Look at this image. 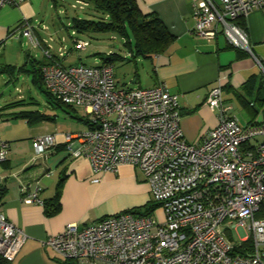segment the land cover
Wrapping results in <instances>:
<instances>
[{
    "label": "built area",
    "instance_id": "1",
    "mask_svg": "<svg viewBox=\"0 0 264 264\" xmlns=\"http://www.w3.org/2000/svg\"><path fill=\"white\" fill-rule=\"evenodd\" d=\"M21 1L0 0V10ZM77 4L79 10L87 6L82 1ZM260 9L264 0H199L193 4L192 33L208 40L222 35L232 47L249 54L264 76V65L253 55L247 34L238 24ZM18 34L33 48L42 49L48 59L40 69L46 92L66 106L83 109L88 130L65 135L71 156L85 158L94 175L115 174L124 165L139 169L150 197L163 210L161 223L151 215L119 213L83 228L69 224L44 242L60 261L264 264V122L242 125L231 107L224 105L218 84L205 102L218 113V124L199 143H189L179 126L178 98L165 84L118 88L113 63L65 65L67 49L60 48L53 57L26 20ZM70 37L76 52L89 46L74 31ZM56 137L34 139L28 164L46 158ZM8 154L9 144L0 140V164ZM13 176L21 201L41 205L40 189L30 191L18 175ZM233 230L239 241H232ZM26 238L0 213V259L13 262Z\"/></svg>",
    "mask_w": 264,
    "mask_h": 264
},
{
    "label": "crops",
    "instance_id": "2",
    "mask_svg": "<svg viewBox=\"0 0 264 264\" xmlns=\"http://www.w3.org/2000/svg\"><path fill=\"white\" fill-rule=\"evenodd\" d=\"M45 1L23 0L3 7L0 10V44L6 37L13 38L15 35L16 39L23 38L18 32L21 23L26 20L34 28V34L44 50L48 49V45L55 57L59 49L65 47L68 55L72 51L73 39L70 37L71 44L67 47L63 44L64 38L57 41L53 37L58 36L60 31L54 28L52 17V29L42 24L46 21L43 17ZM137 1L143 13H155L174 36L162 53L129 61L137 67H142L143 62L146 64L144 70L149 77L148 84L138 88L148 89L158 83L165 84L169 92L178 98L181 113L179 126L184 139L189 143H199L218 124V113L205 104L209 91L220 84L224 105L231 107L234 114L231 101L251 97L256 86L248 90L245 84L252 76L260 77L261 71L249 54L232 47L222 35L208 40L192 33L193 4L199 0ZM242 22L253 55L264 65V11H252ZM42 27H47V30ZM24 39L28 46L35 49L27 38ZM26 56L30 63L35 61L30 60V53ZM42 62H48V59L44 57ZM138 81L139 77H135L132 83ZM70 110L73 115L85 119L78 107L68 108L61 118L53 113H44L51 118L33 124L25 119L19 120L21 118L16 119L18 121L5 120L3 116L7 112H0V140L9 144L7 160L0 164V213L27 237L14 264H63L44 245L49 237L58 235L69 224L83 228L105 217L140 208L150 198L148 184L139 169L124 165L115 174L94 175L85 158L71 156L65 135L85 132L89 125L74 119L69 114ZM250 114L253 118L257 116V112ZM253 121L264 122V116L261 121L249 120L245 124ZM50 134L57 135L55 147L46 158L28 164L33 140ZM13 175H18L22 183L28 184L30 191L40 189L38 198L42 201L41 205L21 201L19 183ZM95 179L98 181L94 182ZM57 192L60 210L49 217L45 214L44 205L53 200Z\"/></svg>",
    "mask_w": 264,
    "mask_h": 264
},
{
    "label": "rangeland",
    "instance_id": "3",
    "mask_svg": "<svg viewBox=\"0 0 264 264\" xmlns=\"http://www.w3.org/2000/svg\"><path fill=\"white\" fill-rule=\"evenodd\" d=\"M75 1L76 0H46L43 4V17L46 18L47 22H42V24L52 29V25L50 24L52 17V21L55 24L54 28L60 31L58 36L53 35V37L57 41L58 38H64L65 41L63 44L67 47L71 44L70 36L72 29L70 28V24L72 18L78 17L84 19L88 17L86 14L87 11L79 10V6ZM72 6H75L76 9L72 8ZM259 11H264V9H260ZM16 37L17 36L13 38L6 37L4 42L0 44V71L3 69L6 70L0 72V112H7L3 117L8 121H18L13 115L26 111H38L43 114L53 113L61 118L68 108L65 106H63L64 108L55 106L52 100L48 101V97L44 91L41 90L39 84L32 82L31 75L28 72L20 70L24 67L28 69L37 67L31 59L36 62H42L44 60L43 50L40 48L32 49L31 46H28L24 38L16 39ZM83 39L89 42V46L84 52L72 50L63 60L65 65L95 66L102 63L101 59L96 56L97 54H102L103 56L115 54L125 59L117 60L113 63L115 82L118 88L134 89L138 88V86H146L148 84L149 77L144 70L146 69V64L143 62L142 67H140V65L137 67L134 64H130L129 55L123 47L121 38L117 35L97 34ZM26 53H30L31 63L27 61ZM256 68L258 72V67ZM135 77H139V81L133 84L132 82L135 80ZM262 86H264V83H262ZM257 91L256 87L254 94L246 98L248 102L253 104V110L251 111L248 110L238 98L231 101L234 108L233 113L242 125H245L249 120L261 121L262 116H264V103L257 100ZM259 98H264V88H261ZM80 109L81 112H83V109ZM251 112H257V116L255 118L251 117ZM19 120L24 121V119ZM16 123L19 124V122ZM25 125L27 126L26 121ZM32 156L33 152L30 158ZM149 205L153 206L150 214L152 218L158 223L163 222V210L151 197L142 207ZM232 234V241H239L240 236L238 232L233 230Z\"/></svg>",
    "mask_w": 264,
    "mask_h": 264
},
{
    "label": "trees",
    "instance_id": "4",
    "mask_svg": "<svg viewBox=\"0 0 264 264\" xmlns=\"http://www.w3.org/2000/svg\"><path fill=\"white\" fill-rule=\"evenodd\" d=\"M87 4V6L81 11H87V18L80 19L78 17L72 18L70 28L76 33L77 38L79 36L90 37L91 35L97 34H112L117 35L123 42V47L129 55V61H135L136 58H149L153 55L162 53L168 45L174 40V36L169 33L160 18L155 13H143L139 7L137 0H79ZM85 11V12H86ZM243 20H240L238 24L243 27ZM80 39H83L80 37ZM85 40V39H83ZM104 63H114L117 60H125L118 55L109 54L102 55L97 54ZM28 61V57L26 56ZM37 67L26 69L25 67L20 69L22 71L31 74L32 82L39 84L41 90L44 91L48 97V101L52 100L54 104L60 107H67L56 99H54L46 90L43 88L40 69L47 62H36L33 61ZM1 71H6L5 69ZM0 71V72H1ZM264 83V76L256 77L252 76L245 84V88L253 90L257 87V100L264 102V98H259L261 88ZM247 86V87H246ZM240 102L247 107L248 110H253V104L245 100ZM16 104V103H14ZM19 104V103H18ZM252 104V106H251ZM256 114V112H251ZM69 114L76 120H80L88 124L84 118L75 116L71 110ZM253 114V115H254ZM13 115V114H12ZM16 119H25L27 123L33 124L38 121L49 120L48 117L38 112H19L13 115ZM89 125V124H88ZM59 192L56 193L53 200L45 203L44 209L47 216H54L58 214L60 210ZM153 206H145L137 209H131L124 213H130L133 215H150ZM248 245V244H247ZM0 264H14L0 259ZM63 264H77L76 262L64 261Z\"/></svg>",
    "mask_w": 264,
    "mask_h": 264
}]
</instances>
